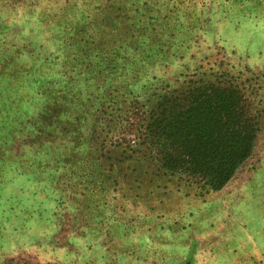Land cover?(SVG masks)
<instances>
[{"label": "rangeland", "instance_id": "1", "mask_svg": "<svg viewBox=\"0 0 264 264\" xmlns=\"http://www.w3.org/2000/svg\"><path fill=\"white\" fill-rule=\"evenodd\" d=\"M209 70L239 74L260 111L253 154L221 191L155 188L101 157V118ZM11 259L264 264V0H0V264Z\"/></svg>", "mask_w": 264, "mask_h": 264}, {"label": "trees", "instance_id": "2", "mask_svg": "<svg viewBox=\"0 0 264 264\" xmlns=\"http://www.w3.org/2000/svg\"><path fill=\"white\" fill-rule=\"evenodd\" d=\"M247 90L239 74L211 70L173 88L150 85L123 109L98 119L107 134H93V143L101 157L118 156L124 171L139 168L155 188L174 186L197 197L219 192L251 158L260 132V111Z\"/></svg>", "mask_w": 264, "mask_h": 264}]
</instances>
